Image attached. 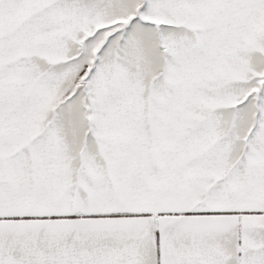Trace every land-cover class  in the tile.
<instances>
[{"label": "snow or ice", "instance_id": "6c2138e0", "mask_svg": "<svg viewBox=\"0 0 264 264\" xmlns=\"http://www.w3.org/2000/svg\"><path fill=\"white\" fill-rule=\"evenodd\" d=\"M0 264H264V0H0Z\"/></svg>", "mask_w": 264, "mask_h": 264}]
</instances>
